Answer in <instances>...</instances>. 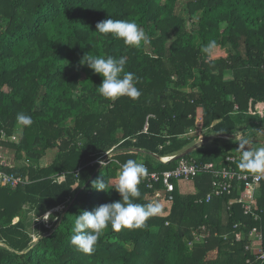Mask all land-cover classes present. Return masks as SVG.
Here are the masks:
<instances>
[{
	"label": "trees",
	"instance_id": "1",
	"mask_svg": "<svg viewBox=\"0 0 264 264\" xmlns=\"http://www.w3.org/2000/svg\"><path fill=\"white\" fill-rule=\"evenodd\" d=\"M181 1L0 0V149L15 162L5 159L1 169L24 181L0 185V264H264L255 254L264 253V180L252 205L257 221L239 205L229 207L230 196L206 203L210 176L202 174L191 183L194 194H182L175 183L172 201L146 229L115 232L109 225L91 255L70 243L81 211L121 199L112 189L115 161L170 170L179 159L162 164L153 155L183 152L207 131L215 146L184 158L198 153V163L223 161L240 155L239 145L219 136L245 126L252 127L249 147L264 145V0H187L183 14L177 12ZM108 18L135 21L150 43L136 48L97 33L96 24ZM210 40L217 42L211 54L202 51ZM87 53L126 57L141 97H102L103 78L80 65ZM19 113L33 124L19 125ZM148 115L154 118L143 134ZM49 151L54 158L41 165ZM238 163L233 167L241 171ZM97 179L110 191L94 190ZM139 190L136 203L156 202L144 183ZM47 213L51 229L41 223L34 243L27 217L38 221ZM193 233L205 237L193 241Z\"/></svg>",
	"mask_w": 264,
	"mask_h": 264
},
{
	"label": "clouds",
	"instance_id": "2",
	"mask_svg": "<svg viewBox=\"0 0 264 264\" xmlns=\"http://www.w3.org/2000/svg\"><path fill=\"white\" fill-rule=\"evenodd\" d=\"M96 32L111 34L131 47L139 48L150 43L146 32L135 21L108 18L96 24ZM216 47L217 42L210 40L203 46L202 51L211 54ZM80 65L87 66L94 74L103 78L97 91L105 99L115 101L121 97H128L135 101L141 97L142 93L137 87L140 82L139 77L126 71V57L107 56L105 58L87 53L81 58ZM16 120L19 125L24 127H30L33 124L32 117L24 113L17 114ZM246 128L245 126L241 129L245 130ZM241 129L233 134L239 145L237 149L240 152L238 168L250 174H264V146L249 147L252 141L241 132ZM98 163L104 166L105 162L98 161ZM115 163L120 166L116 184L112 189L119 193L121 199L102 204L93 211H81L74 221L70 243L77 251L86 255L95 252L98 241L109 225L115 232H120L122 229H146L147 221L161 212L158 202L147 204L135 202L141 197L139 190L141 181L150 175L148 168L142 162L133 159H128L123 164H120L119 161H115ZM92 188L106 193L110 191L108 182L105 183L100 179L92 182ZM50 215L51 213H47L44 217Z\"/></svg>",
	"mask_w": 264,
	"mask_h": 264
},
{
	"label": "built area",
	"instance_id": "3",
	"mask_svg": "<svg viewBox=\"0 0 264 264\" xmlns=\"http://www.w3.org/2000/svg\"><path fill=\"white\" fill-rule=\"evenodd\" d=\"M254 115V113H252ZM154 115H148L145 119L142 133L148 132L149 120L153 119ZM244 131V130H241ZM190 132L189 135H192ZM195 134V133H194ZM2 138L5 134H2ZM16 136L11 137V141H15ZM161 149V147H160ZM113 155V152L104 153L98 161H104ZM176 154L168 155L165 157H153L162 164H167L172 161ZM240 159V155L227 156L223 161L228 166L222 165V160L219 162H207L198 163L197 158L185 159L181 158L177 161L176 166L173 169L165 170L162 172L152 171L150 175L144 178L141 182L145 184L146 188L152 192V200L169 203L172 201L171 193L175 190L176 182H193L200 175L210 176V191L205 195V202L209 203L213 197H219L223 195L230 196L228 206L239 205L245 215L257 221L259 216L252 211L253 202L256 200L258 186L264 180V174H250L247 172H241L234 169L233 165ZM97 161V163H98ZM2 160L0 158V185H6L11 188L24 183L23 179L12 174L5 173L1 169ZM101 165L100 163H98ZM202 200H200L201 202ZM200 231H204V227L199 228ZM251 233L257 242L262 239L261 230L254 227ZM196 240L203 239V234L197 235L193 233ZM191 244V243H189ZM247 247L246 249H248ZM255 254H259L260 259H264V253L261 250H255Z\"/></svg>",
	"mask_w": 264,
	"mask_h": 264
},
{
	"label": "rangeland",
	"instance_id": "4",
	"mask_svg": "<svg viewBox=\"0 0 264 264\" xmlns=\"http://www.w3.org/2000/svg\"><path fill=\"white\" fill-rule=\"evenodd\" d=\"M186 1L187 0H183V2L181 1V4H179L177 6V12L178 13L183 14V9H184V5H185ZM260 129H261V131H264V126L262 128H259V130ZM239 130H240V127H239L238 131ZM250 130H252V127H250V128L248 127L244 131H241V132H243L244 135H248L246 133H249ZM192 135H195V134L193 133ZM15 136L17 137L18 135H15ZM211 145H213L212 147L215 146L214 144H210V146ZM210 146H205L202 149L203 150H207V149L212 148ZM259 146H264V145L259 144ZM0 148H3V147H0ZM54 156H55V151H49V152H47L46 156L41 160V165H48V163L54 158ZM198 156H199L198 153L192 154V158L193 159L198 158ZM218 156L219 155H217L216 157H218ZM142 157L143 158H147V155L146 154H142ZM0 158H1L2 161H5V159L11 158V163H15L14 160H13V157H12V152H10L8 149H7V151H2V149H0ZM22 164H23V162H16V165H22ZM176 184L178 186V190L180 192H182L183 194H186V195H188V194H194V188L192 187L191 182H182L181 181V182H176ZM163 205H165V203H161L160 204V206H161V212H160L159 215H162L163 214L162 213V207H163ZM62 210H63V208L61 207V208H59V209H57L55 211L53 210V211L55 213H58V212L60 213ZM166 212H168V211H166ZM27 218H28V223H29V225H28V231L30 232V235H31V238H32L33 242H34L35 238H37L38 233L40 232V230H39L40 227L39 226H40L41 223L44 224V227H46V229H51L52 224H51L50 219H48V217H44V218H42V219H40L38 221L32 215H28ZM17 221H18V219L16 218V219L13 220V223H16ZM193 241H196V239L194 238V236H193Z\"/></svg>",
	"mask_w": 264,
	"mask_h": 264
},
{
	"label": "crops",
	"instance_id": "5",
	"mask_svg": "<svg viewBox=\"0 0 264 264\" xmlns=\"http://www.w3.org/2000/svg\"><path fill=\"white\" fill-rule=\"evenodd\" d=\"M228 75H230V74H228ZM242 128V127H241ZM240 128V129H241ZM242 130V129H241ZM206 134H205V137L204 138H201V139H199L196 143H194V145L192 146L193 148H194V150L195 149H198V148H203V147H205V146H210V144H213L212 143V140L214 139V134H212V132H210V131H207V132H205ZM246 134H248V133H246ZM247 136V135H246ZM213 145H211L210 147H212ZM186 151V150H185ZM185 151H183V152H185ZM183 152H180V153H178V154H176V155H180V154H182ZM192 183V182H191ZM192 185V184H191ZM193 187V186H192ZM194 192H195V190H194ZM182 193V192H181ZM183 194V193H182ZM163 203V202H162ZM166 205V204H165Z\"/></svg>",
	"mask_w": 264,
	"mask_h": 264
},
{
	"label": "water",
	"instance_id": "6",
	"mask_svg": "<svg viewBox=\"0 0 264 264\" xmlns=\"http://www.w3.org/2000/svg\"><path fill=\"white\" fill-rule=\"evenodd\" d=\"M219 137H227V138H234L235 136L234 135H228V136H219ZM194 151V148L193 147H190L189 149H187L185 152H183L182 154L176 156L173 160H176V159H181V158H184L185 156H187L188 154H190L191 152ZM35 243V242H34Z\"/></svg>",
	"mask_w": 264,
	"mask_h": 264
}]
</instances>
